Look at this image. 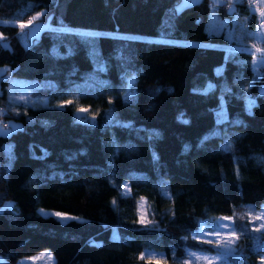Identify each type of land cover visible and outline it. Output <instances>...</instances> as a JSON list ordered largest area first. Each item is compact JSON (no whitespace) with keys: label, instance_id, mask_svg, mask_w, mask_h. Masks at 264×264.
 <instances>
[{"label":"trees","instance_id":"16d2710c","mask_svg":"<svg viewBox=\"0 0 264 264\" xmlns=\"http://www.w3.org/2000/svg\"><path fill=\"white\" fill-rule=\"evenodd\" d=\"M179 1L0 0V65L40 80L32 96L50 100L88 75L106 84L79 95L97 108L79 122L71 103H14L0 72V120L21 124L0 135L3 264L43 249L54 264H190V250L218 251L194 235L221 216L237 235L223 259L264 264V232L251 226L264 209V64L209 29L212 16L264 20L238 1ZM39 11L52 28L24 44L17 23ZM141 198L151 224L138 223Z\"/></svg>","mask_w":264,"mask_h":264},{"label":"rangeland","instance_id":"374dc122","mask_svg":"<svg viewBox=\"0 0 264 264\" xmlns=\"http://www.w3.org/2000/svg\"><path fill=\"white\" fill-rule=\"evenodd\" d=\"M199 0H180L176 5V10H179L191 3L198 2ZM228 1V0H227ZM233 2L235 0H229ZM263 9H257L251 7V12L257 16L262 22L264 20V0H255ZM41 11L37 12L33 18L28 21L18 22L19 33L21 35L24 44L29 43L32 38L39 36L40 32L44 29L52 28L51 23L48 20H35L39 17ZM250 13L238 14L230 22L223 21L218 17L212 16L209 21V29L213 32H219L221 29L225 30L227 38L230 40L231 46L236 48V44L243 45L247 48L248 54L251 56L250 61L254 69H259L264 64V55L258 53L261 50V40L264 44V23L259 24L257 27H251L249 23ZM81 36L87 41L91 40V37L98 34L97 30L76 29ZM0 33V39H2ZM6 42L4 41V44ZM8 72L5 75L8 83V96L17 104L24 103L32 105L34 107L40 106H57L63 107L66 104H73L74 118L79 122H91L96 115L97 108L83 105L79 102V95L84 92L94 93L96 91H102L105 82L98 79L95 76L88 75L89 81L81 84L80 86L71 87L63 92L57 93L52 99L48 100L44 97H34L31 93L38 88L42 82L37 79H26L18 77L14 74V66L8 64L0 65V72ZM87 76V75H86ZM23 104V105H24ZM220 118L225 116L224 108L219 111ZM19 121L8 120L6 124H3L0 120V135L9 134L12 130L20 127ZM121 188L123 193H128V183L122 182ZM43 214H53L61 220H66L70 216L62 213L40 209ZM138 223L142 225L151 224L152 220L149 218V212L146 204V200L141 198L137 204ZM256 224L251 225L254 228H258L264 232V209L259 211L255 216ZM194 237L201 243L212 246L218 249V251H193L190 250L187 256V262L190 264H228L223 258L227 252L232 253L235 250V244L237 241V235L232 225L231 216L218 217L214 223L209 227H200L195 233ZM149 256L157 257L156 253H148ZM0 264H3V259L0 257ZM17 264H54V256L49 249H43L31 256L21 258L17 261Z\"/></svg>","mask_w":264,"mask_h":264},{"label":"built area","instance_id":"2783aa9c","mask_svg":"<svg viewBox=\"0 0 264 264\" xmlns=\"http://www.w3.org/2000/svg\"><path fill=\"white\" fill-rule=\"evenodd\" d=\"M240 3H243L245 6L251 8V7H256L257 9H263L260 5H258L255 0H235Z\"/></svg>","mask_w":264,"mask_h":264}]
</instances>
